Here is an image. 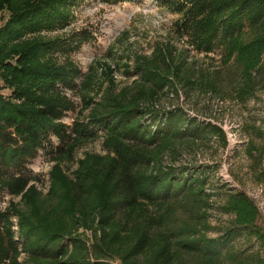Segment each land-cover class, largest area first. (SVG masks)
I'll list each match as a JSON object with an SVG mask.
<instances>
[{
	"label": "trees",
	"instance_id": "1",
	"mask_svg": "<svg viewBox=\"0 0 264 264\" xmlns=\"http://www.w3.org/2000/svg\"><path fill=\"white\" fill-rule=\"evenodd\" d=\"M157 1L178 15L173 35L187 48L176 57L174 45L141 57L135 65L137 79L120 91L105 92L87 124L75 121L81 137L103 129L108 151L86 155L74 176L55 166L47 194L32 186L13 205L33 264H264V225L254 198L227 189L220 208L233 215L232 223L212 236L211 209L218 195L209 175L212 166L165 162L170 153L177 159L180 146L194 150L216 140L226 146V130L182 105L158 104L164 92L176 89V80L190 90L221 94V69L211 74L199 71L195 61L188 66L189 49L206 55L220 49L222 67L235 62V99L245 101L264 90V0ZM76 3L0 0V20L5 19L2 11L8 12L0 27V74L17 96L27 98L18 103L0 95V161L9 166L18 167L35 154L42 132L62 127L53 121L66 101L49 89L79 73L72 61L61 64L44 57L65 39L20 37L67 24ZM247 126L250 171L264 188V127ZM25 185L17 178L13 191H23ZM16 243L8 225L6 234L0 233V256L9 257L14 250L16 261Z\"/></svg>",
	"mask_w": 264,
	"mask_h": 264
},
{
	"label": "rangeland",
	"instance_id": "2",
	"mask_svg": "<svg viewBox=\"0 0 264 264\" xmlns=\"http://www.w3.org/2000/svg\"><path fill=\"white\" fill-rule=\"evenodd\" d=\"M2 14L5 19L0 20V27L8 18V12L2 11ZM177 17L160 6L157 0H77L67 24L53 30L28 32L20 37L21 41L35 36L65 39L66 43L50 49L44 57L61 64L72 61L79 73L70 82L57 81L49 89V94L59 95L66 101L64 105L67 107H62L59 117L53 121L62 127L57 129L53 125L42 132L35 154L22 165L13 167L0 161V233L6 234L9 225L17 240L16 261L12 260L14 250H10L9 257L0 256V264H33L23 247L19 217L14 214L13 205L21 203L24 192L32 186L41 194H47L55 166L60 165L65 173L74 176L86 155L108 151L103 129H98L93 137H81L74 130L75 121L87 124L105 92L120 91L137 79L139 72L135 65L141 57L152 56L157 49H166L169 45H174L173 55L176 57L187 48L173 35L172 24ZM220 57V49L209 55L189 49L185 55L187 65L195 61L199 71L209 73L221 69L222 76L217 84L221 94L200 87L190 90L176 80L178 91L164 92L158 100L160 106L182 105L191 115L212 120L226 130V146L217 140L194 150L180 146L177 159L172 153L165 157L166 163L176 165L191 164L198 169L201 165L205 168L206 165L212 166L209 175L215 180L213 191H218L210 216L212 228L209 234L212 236L224 232L232 223L233 215L220 208L230 187L244 190L254 198L261 210L260 222L264 225V188L254 180L250 159L245 152L251 137L247 125L256 123L264 127V90H258L255 97L245 101L235 99L232 90L239 81L238 67L235 62L222 67ZM36 92L43 93L42 90ZM0 95L18 103L27 100L26 96H17L1 74ZM254 137L259 143V138ZM20 177L25 180V188L20 192L13 191L14 182ZM85 236L88 240L93 238L91 231ZM236 244L240 245V241ZM4 245L9 250L7 237Z\"/></svg>",
	"mask_w": 264,
	"mask_h": 264
}]
</instances>
